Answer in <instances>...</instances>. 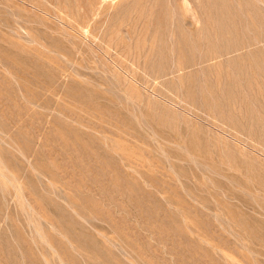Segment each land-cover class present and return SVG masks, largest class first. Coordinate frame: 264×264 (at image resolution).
I'll return each instance as SVG.
<instances>
[{
    "label": "rangeland",
    "instance_id": "1",
    "mask_svg": "<svg viewBox=\"0 0 264 264\" xmlns=\"http://www.w3.org/2000/svg\"><path fill=\"white\" fill-rule=\"evenodd\" d=\"M0 264H264V0H0Z\"/></svg>",
    "mask_w": 264,
    "mask_h": 264
}]
</instances>
